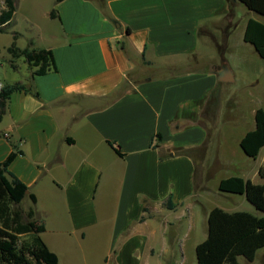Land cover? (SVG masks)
<instances>
[{
	"label": "crops",
	"instance_id": "crops-1",
	"mask_svg": "<svg viewBox=\"0 0 264 264\" xmlns=\"http://www.w3.org/2000/svg\"><path fill=\"white\" fill-rule=\"evenodd\" d=\"M14 4L8 28L31 31L29 46L52 50L57 71L36 75L23 62V80L12 85L31 91L7 102L0 163L16 153L8 171L36 196L49 250L59 264L63 253L85 263L103 253L104 264H192L191 256L197 264L210 212L242 211L237 200L222 206L213 193L236 154L224 153L231 129H222L233 118L223 112L232 103L224 85L236 73L218 46L229 21L228 40L238 30L250 45L249 20L264 18L239 0ZM224 65L234 82L218 80ZM28 194L22 205L29 209Z\"/></svg>",
	"mask_w": 264,
	"mask_h": 264
},
{
	"label": "trees",
	"instance_id": "trees-1",
	"mask_svg": "<svg viewBox=\"0 0 264 264\" xmlns=\"http://www.w3.org/2000/svg\"><path fill=\"white\" fill-rule=\"evenodd\" d=\"M230 1V0H229ZM248 10L264 18V0H239ZM5 8L0 13V32H6L15 14L14 0H4ZM230 16V14H229ZM51 17H57L55 10ZM232 24L225 27L224 44L219 45L221 55L226 51L228 36ZM8 52L13 57H24L36 75L57 71L52 50L20 49L16 45L18 34ZM245 42L252 45L261 59H264V23L250 19L244 36ZM15 68V66H14ZM16 91H27L26 86L16 84L2 87L0 91V122L6 113L10 96ZM38 96L37 93H35ZM217 101L211 108L216 113ZM256 128L246 133L240 142L242 151L248 157L257 159L264 147V109L255 113ZM119 155L121 151L115 148ZM185 153V152H183ZM16 153H12L0 163V264H59L56 254L51 252L42 234L45 223L37 217L34 206L37 203L34 194H28L32 206L25 210L23 200L27 197L28 187L8 171ZM262 184H254L251 180L232 176L221 180L219 190L224 193L245 195L256 208L258 214L246 211L227 212L214 208L208 219V237L198 245L197 264H241L244 258L253 263L258 252L264 248V165L259 169ZM169 208H174L169 201Z\"/></svg>",
	"mask_w": 264,
	"mask_h": 264
},
{
	"label": "rangeland",
	"instance_id": "rangeland-1",
	"mask_svg": "<svg viewBox=\"0 0 264 264\" xmlns=\"http://www.w3.org/2000/svg\"><path fill=\"white\" fill-rule=\"evenodd\" d=\"M242 15L241 10H239V19L242 18ZM253 17L261 20L255 14H253ZM228 23H230V21ZM12 32L24 35L21 36L20 34V36H18L19 38L16 40L18 48L39 49L33 45L29 46L28 39L30 35H32V32L24 29L23 27H20L19 29L16 28L15 30L8 28L6 32H0V84L2 87L11 86L12 84L23 80V62L26 61L25 58L22 56L13 57L8 52V49L11 47L14 40ZM223 44L224 33L221 45ZM200 51H205V54L202 55L203 58L206 57L209 59L211 57L208 54V48L203 47ZM220 56L222 57L221 61L224 60L222 63L224 64V62H227V64L230 65L236 73V82L224 85L227 90V94L223 97L224 99L232 97V103L225 101L223 112L226 117L232 116L233 118L229 122H224V127L222 128L223 130L227 129V132L231 129L225 143L223 144L224 153H230L231 155L233 151H235L236 154L233 156V164L223 169L220 176L223 178L238 176L244 179L252 180L256 184L262 183V180L257 172V167L261 165V160L264 159V149L259 154V158L254 160L243 153L239 145V140L246 132L255 128V111L258 108L264 109V59L259 57L252 45L242 43L241 32L238 30L234 32L227 41L226 51L224 54H220ZM15 65H18L19 68H14ZM206 65L207 63H202L201 67H206ZM228 105L231 108L227 107ZM212 186L216 187L215 180L212 182ZM213 193L218 194L219 197L217 198V201L222 206L231 205V200H237L238 209L242 211L250 210L255 214L259 213L251 203L244 199L243 196L224 193L220 190L216 191L215 188ZM23 208L28 210V208ZM197 208L199 211H202V209H204V205L198 204L196 209ZM62 255L64 264H104L105 259L103 253H97V261L95 263H85L79 259L78 261H74L67 254L63 253ZM190 259H192V264L196 262L194 261V256H191ZM243 260V258L240 259L242 264H264V250H261L257 254L253 263Z\"/></svg>",
	"mask_w": 264,
	"mask_h": 264
},
{
	"label": "water",
	"instance_id": "water-1",
	"mask_svg": "<svg viewBox=\"0 0 264 264\" xmlns=\"http://www.w3.org/2000/svg\"><path fill=\"white\" fill-rule=\"evenodd\" d=\"M218 80L220 82H226V83H231V82L235 81L233 73L231 72V70L229 69V67L227 65H224L221 72H219ZM0 88H1V86H0ZM27 194H28V192H27Z\"/></svg>",
	"mask_w": 264,
	"mask_h": 264
},
{
	"label": "built area",
	"instance_id": "built-area-1",
	"mask_svg": "<svg viewBox=\"0 0 264 264\" xmlns=\"http://www.w3.org/2000/svg\"><path fill=\"white\" fill-rule=\"evenodd\" d=\"M5 8V3H4V0H0V13H1V11L3 10ZM8 135L6 134V137H7Z\"/></svg>",
	"mask_w": 264,
	"mask_h": 264
}]
</instances>
